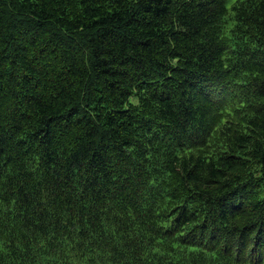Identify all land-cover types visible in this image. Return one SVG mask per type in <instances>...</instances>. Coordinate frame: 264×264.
Instances as JSON below:
<instances>
[{"label": "trees", "instance_id": "16d2710c", "mask_svg": "<svg viewBox=\"0 0 264 264\" xmlns=\"http://www.w3.org/2000/svg\"><path fill=\"white\" fill-rule=\"evenodd\" d=\"M0 264H264V0H0Z\"/></svg>", "mask_w": 264, "mask_h": 264}]
</instances>
